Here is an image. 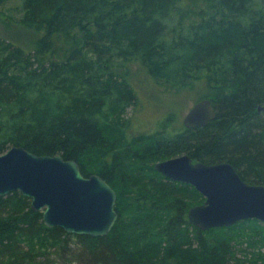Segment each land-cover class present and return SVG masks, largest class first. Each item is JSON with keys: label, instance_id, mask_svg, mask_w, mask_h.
<instances>
[{"label": "trees", "instance_id": "16d2710c", "mask_svg": "<svg viewBox=\"0 0 264 264\" xmlns=\"http://www.w3.org/2000/svg\"><path fill=\"white\" fill-rule=\"evenodd\" d=\"M22 7L12 24L29 48L0 36V153L21 146L76 161L114 189L117 218L105 235L68 233L11 191L0 196V264H264L263 223L199 230L186 214L202 195L154 169L187 154L229 162L246 183L264 184V0ZM133 65L176 92L200 84L198 100L210 99L215 118L170 127L168 114L155 132L130 133Z\"/></svg>", "mask_w": 264, "mask_h": 264}, {"label": "water", "instance_id": "95a60500", "mask_svg": "<svg viewBox=\"0 0 264 264\" xmlns=\"http://www.w3.org/2000/svg\"><path fill=\"white\" fill-rule=\"evenodd\" d=\"M215 115L210 99L202 98L184 114L182 124L203 127ZM154 169L202 195L203 202L186 214L197 229L227 227L246 219L264 224V184L246 183L229 162L206 164L181 154L156 162ZM14 190L30 199L33 210L42 211L46 226L68 233L105 235L117 218L114 189L96 173L82 175L76 161L60 155H37L21 146L0 153V196Z\"/></svg>", "mask_w": 264, "mask_h": 264}, {"label": "rangeland", "instance_id": "374dc122", "mask_svg": "<svg viewBox=\"0 0 264 264\" xmlns=\"http://www.w3.org/2000/svg\"><path fill=\"white\" fill-rule=\"evenodd\" d=\"M23 14L22 0H7L0 6V36L19 42L29 48L31 38L23 29L16 28L12 21ZM130 79L137 92V99L126 112L131 127L130 133L155 132L159 122L171 114L169 125L182 124V118L196 100L205 93L200 84L192 89L176 92L162 84L157 85L143 68L133 65L130 69ZM133 130V131H131Z\"/></svg>", "mask_w": 264, "mask_h": 264}, {"label": "bare ground", "instance_id": "6f19581e", "mask_svg": "<svg viewBox=\"0 0 264 264\" xmlns=\"http://www.w3.org/2000/svg\"><path fill=\"white\" fill-rule=\"evenodd\" d=\"M165 160V159H164ZM161 161V160H160ZM158 162V161H157ZM155 165V164H154Z\"/></svg>", "mask_w": 264, "mask_h": 264}]
</instances>
